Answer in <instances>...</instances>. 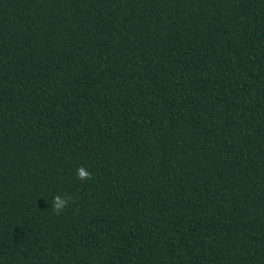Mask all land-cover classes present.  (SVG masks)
I'll use <instances>...</instances> for the list:
<instances>
[{
	"label": "trees",
	"instance_id": "16d2710c",
	"mask_svg": "<svg viewBox=\"0 0 264 264\" xmlns=\"http://www.w3.org/2000/svg\"><path fill=\"white\" fill-rule=\"evenodd\" d=\"M0 264H264V0H0Z\"/></svg>",
	"mask_w": 264,
	"mask_h": 264
},
{
	"label": "clouds",
	"instance_id": "9594fccd",
	"mask_svg": "<svg viewBox=\"0 0 264 264\" xmlns=\"http://www.w3.org/2000/svg\"><path fill=\"white\" fill-rule=\"evenodd\" d=\"M76 177L80 181L84 182L92 178V174L83 166L77 168ZM72 201V197L68 195H55L53 197L51 208L54 214L60 215L68 207Z\"/></svg>",
	"mask_w": 264,
	"mask_h": 264
}]
</instances>
